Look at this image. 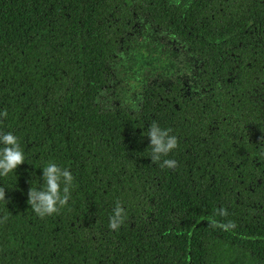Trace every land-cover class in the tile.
<instances>
[{
  "label": "trees",
  "instance_id": "1",
  "mask_svg": "<svg viewBox=\"0 0 264 264\" xmlns=\"http://www.w3.org/2000/svg\"><path fill=\"white\" fill-rule=\"evenodd\" d=\"M169 1L0 0V133L17 136L27 158L0 177V264H264V166L222 151L210 128L222 125L172 91L151 85L134 106L105 93L140 18L175 28L187 12L219 32L217 0ZM152 123L177 139L161 158L173 168L150 159ZM49 160L73 184L40 217L27 193ZM116 202L123 221L109 229Z\"/></svg>",
  "mask_w": 264,
  "mask_h": 264
},
{
  "label": "flooded vegetation",
  "instance_id": "2",
  "mask_svg": "<svg viewBox=\"0 0 264 264\" xmlns=\"http://www.w3.org/2000/svg\"><path fill=\"white\" fill-rule=\"evenodd\" d=\"M194 1L169 3L186 9ZM215 4L216 35L202 32L196 24L203 22L188 20L187 12H180V26L170 20L175 28L154 20L145 24L146 17L140 18L131 29L130 42L122 40L114 53L105 93L134 106L151 85L172 91L184 97L191 110L200 104L213 124L222 125L210 127L211 132L218 130L222 151L237 152L254 166H264V0Z\"/></svg>",
  "mask_w": 264,
  "mask_h": 264
},
{
  "label": "clouds",
  "instance_id": "3",
  "mask_svg": "<svg viewBox=\"0 0 264 264\" xmlns=\"http://www.w3.org/2000/svg\"><path fill=\"white\" fill-rule=\"evenodd\" d=\"M146 137L151 148V161L160 162V167H175L174 160L161 158L166 157L177 147L176 137L170 135L168 129H163L156 123L148 126ZM25 162H27L26 154L20 146L18 137L11 131L0 133V177L15 172L17 167ZM40 169L43 183L37 188H29L27 204L36 215L44 217L58 212L67 203L73 176L67 168H61L51 160L45 162ZM0 198H3V193H0ZM224 214V210L221 209L220 215ZM123 216L124 209L119 202H116L112 215L109 217V229H117L123 221ZM218 226L227 230L234 227V224L229 221Z\"/></svg>",
  "mask_w": 264,
  "mask_h": 264
}]
</instances>
